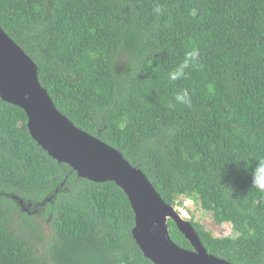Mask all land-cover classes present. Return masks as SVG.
Wrapping results in <instances>:
<instances>
[{"label":"trees","instance_id":"obj_1","mask_svg":"<svg viewBox=\"0 0 264 264\" xmlns=\"http://www.w3.org/2000/svg\"><path fill=\"white\" fill-rule=\"evenodd\" d=\"M0 26L76 127L119 150L166 203L190 198L230 224L215 236L190 218L207 252L264 264V192L252 185L264 159V0H0ZM193 49L197 63L170 80ZM181 90L191 106L175 101ZM133 227L115 182L50 156L0 97V264H155Z\"/></svg>","mask_w":264,"mask_h":264},{"label":"water","instance_id":"obj_2","mask_svg":"<svg viewBox=\"0 0 264 264\" xmlns=\"http://www.w3.org/2000/svg\"><path fill=\"white\" fill-rule=\"evenodd\" d=\"M0 97L23 109L30 135L50 156L70 165L79 177L110 180L124 191L134 212L132 236L153 263L233 264L207 252L192 223L164 201L140 168L113 146L76 127L56 108L39 81L37 65L1 26ZM168 219L192 248L172 240Z\"/></svg>","mask_w":264,"mask_h":264},{"label":"clouds","instance_id":"obj_3","mask_svg":"<svg viewBox=\"0 0 264 264\" xmlns=\"http://www.w3.org/2000/svg\"><path fill=\"white\" fill-rule=\"evenodd\" d=\"M157 14H160L161 8L158 6L154 9ZM199 53L196 49H193L186 53L184 60L173 70L169 73V79L176 81L186 77L185 69L195 65L198 61ZM175 101L179 104H184L186 106H191V98L189 96V92L187 90H181L175 95ZM173 107L174 105H169ZM252 185H254L257 189L264 192V159L260 160L257 166L254 168L252 172ZM187 201L191 200L190 198L185 199ZM176 202L173 207L178 206L177 210L181 216H184V205L185 202ZM193 201V200H191ZM194 202V201H193ZM188 203V202H187ZM176 210V209H175ZM183 218V217H182ZM190 221V220H189Z\"/></svg>","mask_w":264,"mask_h":264},{"label":"rangeland","instance_id":"obj_4","mask_svg":"<svg viewBox=\"0 0 264 264\" xmlns=\"http://www.w3.org/2000/svg\"><path fill=\"white\" fill-rule=\"evenodd\" d=\"M187 198L182 197V203ZM189 199V198H188ZM187 205L184 207V219L190 220L192 218L195 221L201 223L206 229L210 230L215 236L230 235L232 234V229L229 223L216 224L213 221L212 213L203 210L198 203L191 200L187 201ZM177 210L178 206L174 207Z\"/></svg>","mask_w":264,"mask_h":264},{"label":"built area","instance_id":"obj_5","mask_svg":"<svg viewBox=\"0 0 264 264\" xmlns=\"http://www.w3.org/2000/svg\"><path fill=\"white\" fill-rule=\"evenodd\" d=\"M186 204H187V202L184 203V205H186Z\"/></svg>","mask_w":264,"mask_h":264}]
</instances>
